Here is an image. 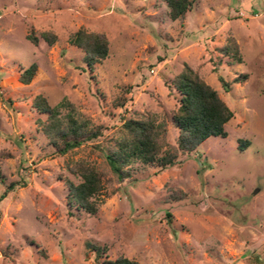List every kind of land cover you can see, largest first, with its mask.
Here are the masks:
<instances>
[{
	"label": "rangeland",
	"instance_id": "374dc122",
	"mask_svg": "<svg viewBox=\"0 0 264 264\" xmlns=\"http://www.w3.org/2000/svg\"><path fill=\"white\" fill-rule=\"evenodd\" d=\"M167 11L164 0H0V264H98L87 242L140 264H264V0H193L179 20ZM79 28L107 37L102 62L87 66L70 44ZM43 31L58 40L49 45ZM231 36L240 63L218 51ZM32 63L37 74L24 84L19 75ZM184 63L233 111L227 135L164 168L135 162L120 180L104 152L124 119H167L175 145L169 80ZM37 94L51 106L66 98L79 121L102 127V140L57 153L33 108ZM76 161L101 174L96 214L68 203ZM173 190L186 196L174 199Z\"/></svg>",
	"mask_w": 264,
	"mask_h": 264
},
{
	"label": "trees",
	"instance_id": "16d2710c",
	"mask_svg": "<svg viewBox=\"0 0 264 264\" xmlns=\"http://www.w3.org/2000/svg\"><path fill=\"white\" fill-rule=\"evenodd\" d=\"M168 8V16L171 20L183 19L191 10L193 0H164ZM41 38L49 45L58 39L52 31H43ZM27 39L37 45L38 36L33 31L27 34ZM71 45L78 47L84 53V61L87 66L102 62L109 53L107 37L98 32L87 31L84 28L76 30L69 39ZM218 51L234 62H242V55L238 42L234 37H229L226 44L218 48ZM37 74L36 63L30 64L19 75V81L29 84ZM247 78L242 74L233 79L240 82ZM223 88L230 89V83L219 77ZM170 88L177 94L178 106L169 117L177 131L176 143L171 145L167 140L166 120L159 121L155 114L144 117H130L123 120L121 134L116 139L112 148L104 152L110 168L116 176L122 180L130 175V166L135 162L156 165L164 168L173 165L179 153L187 154L194 151L209 136L225 137V124L233 117V111L220 98L216 89L206 83L188 63H184L182 70L169 80ZM33 108L39 114L45 115L41 122V130L48 138L55 151L61 155L80 147L81 145L102 140L101 126L89 128L88 122L79 121L73 104L63 98L57 105L51 106L42 94H37L33 99ZM62 108L66 109L64 117ZM249 141H241L239 148L247 147ZM73 174L79 177L75 183L66 180L68 188V203L78 210L88 214H96L99 206V195L103 190V182L100 172L84 161H76L69 166ZM15 183H10L8 189H13ZM6 192L0 195V201ZM171 196L174 199H182L186 192L173 190ZM87 247L94 253L95 262L98 264H140L133 258L119 255L114 259H108L105 254L107 247L91 242Z\"/></svg>",
	"mask_w": 264,
	"mask_h": 264
}]
</instances>
